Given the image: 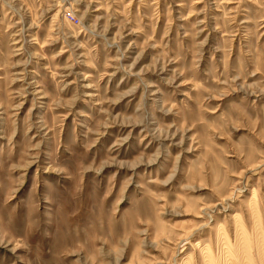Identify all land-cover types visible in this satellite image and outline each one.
Masks as SVG:
<instances>
[{"label":"rangeland","instance_id":"1","mask_svg":"<svg viewBox=\"0 0 264 264\" xmlns=\"http://www.w3.org/2000/svg\"><path fill=\"white\" fill-rule=\"evenodd\" d=\"M0 264H264V0H0Z\"/></svg>","mask_w":264,"mask_h":264},{"label":"built area","instance_id":"2","mask_svg":"<svg viewBox=\"0 0 264 264\" xmlns=\"http://www.w3.org/2000/svg\"><path fill=\"white\" fill-rule=\"evenodd\" d=\"M67 17H68L70 20H72L73 22H78L77 19L73 16L72 13H68V14H67Z\"/></svg>","mask_w":264,"mask_h":264}]
</instances>
